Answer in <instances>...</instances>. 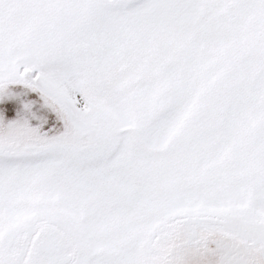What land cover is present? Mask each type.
I'll return each mask as SVG.
<instances>
[{
	"label": "snow or ice",
	"instance_id": "6c2138e0",
	"mask_svg": "<svg viewBox=\"0 0 264 264\" xmlns=\"http://www.w3.org/2000/svg\"><path fill=\"white\" fill-rule=\"evenodd\" d=\"M0 264H264V0H0Z\"/></svg>",
	"mask_w": 264,
	"mask_h": 264
}]
</instances>
